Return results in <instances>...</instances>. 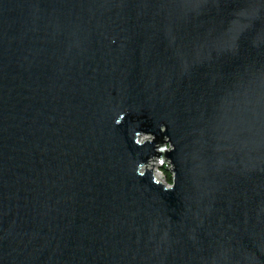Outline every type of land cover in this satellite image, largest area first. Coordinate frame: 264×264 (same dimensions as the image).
Masks as SVG:
<instances>
[{"label":"water","instance_id":"water-1","mask_svg":"<svg viewBox=\"0 0 264 264\" xmlns=\"http://www.w3.org/2000/svg\"><path fill=\"white\" fill-rule=\"evenodd\" d=\"M0 264H264V0H0Z\"/></svg>","mask_w":264,"mask_h":264},{"label":"rangeland","instance_id":"rangeland-1","mask_svg":"<svg viewBox=\"0 0 264 264\" xmlns=\"http://www.w3.org/2000/svg\"><path fill=\"white\" fill-rule=\"evenodd\" d=\"M164 164L165 163H162V165H164ZM154 165L155 166L151 167L154 175L158 178L159 181H161L163 183H167L166 180H165L164 173H162V171H161V166L162 165H159V160H156ZM167 184H170V183H167Z\"/></svg>","mask_w":264,"mask_h":264},{"label":"trees","instance_id":"trees-1","mask_svg":"<svg viewBox=\"0 0 264 264\" xmlns=\"http://www.w3.org/2000/svg\"><path fill=\"white\" fill-rule=\"evenodd\" d=\"M161 171H162V173H164L166 182L171 183V174L168 171L166 165L161 167Z\"/></svg>","mask_w":264,"mask_h":264},{"label":"built area","instance_id":"built-area-1","mask_svg":"<svg viewBox=\"0 0 264 264\" xmlns=\"http://www.w3.org/2000/svg\"><path fill=\"white\" fill-rule=\"evenodd\" d=\"M165 165V164H164Z\"/></svg>","mask_w":264,"mask_h":264}]
</instances>
